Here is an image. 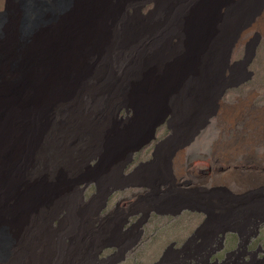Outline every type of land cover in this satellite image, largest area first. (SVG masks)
<instances>
[{
  "label": "bare ground",
  "instance_id": "1",
  "mask_svg": "<svg viewBox=\"0 0 264 264\" xmlns=\"http://www.w3.org/2000/svg\"><path fill=\"white\" fill-rule=\"evenodd\" d=\"M136 2L5 0L0 264H73L76 246L59 252L46 220L68 205L71 223H81L87 232L88 206L81 215L76 212L73 182L94 157L105 162L108 179L111 166L124 157L122 148L133 144L147 123L120 125L116 114L122 106L150 118L167 103L176 112L177 128L202 109L200 98L208 92L200 82L211 78V62L218 59L211 51L233 22L229 12H217L228 0H155L149 18L128 13ZM189 140L156 143L150 160L139 163L151 171L126 174L129 179L141 171L154 185L166 180L170 188L153 185L139 198L127 193L121 198L127 204L142 205L135 211L121 209L117 196L106 198L98 213L108 231L103 240L119 244L103 247L102 264H264V155L216 154L194 168L189 158L191 172L182 173L183 151L195 139ZM178 149L182 152L174 154ZM177 226L180 234L169 233Z\"/></svg>",
  "mask_w": 264,
  "mask_h": 264
},
{
  "label": "rangeland",
  "instance_id": "2",
  "mask_svg": "<svg viewBox=\"0 0 264 264\" xmlns=\"http://www.w3.org/2000/svg\"><path fill=\"white\" fill-rule=\"evenodd\" d=\"M4 4L5 0H0V11L4 9ZM155 9V0H137L136 4L130 6L127 11L129 14L149 18L153 16ZM226 11L233 18V22L229 31L220 39L219 46L211 51L218 59L211 62V78L200 82L201 86L206 87L208 96L200 98L203 107L195 118L183 128H177L174 124L176 112L167 103L157 115L150 118L147 115L141 117L130 106H122L116 114V121L120 125H133L139 119L141 122L145 119L147 123L140 130L136 141L122 148L125 152L124 157L111 166L108 179L104 180L102 173L105 162L101 157H94L88 161L84 170L85 174L73 182L70 197L75 203L76 212L78 211L81 215L88 206L87 232L82 230L81 223H71L73 212L68 205L62 206L47 218L46 224L55 232L59 252L70 246H76L78 256L73 264H102V259L98 257L103 247L111 244L117 248L119 242L113 239L103 240L108 231L106 224L98 217L99 210L110 194L121 200V209L131 207V210L135 211L142 207L140 203L136 204V200L133 201V204H136L135 208L121 198L127 197V193H134L135 197L139 198L141 194L144 195L151 190L149 187L154 184L143 178L144 175L139 176L141 171H151V167L145 164L139 165V163L150 160L156 143L164 140L169 143L171 139H195L189 140V145L183 151L185 164L182 162L184 167L182 173L184 170L191 172L190 166L186 164L189 158L194 162H192L194 168V165L199 163L205 166L208 161H212L211 155L216 154L220 156L248 152V154L264 155V0H228L227 5H221L217 9L219 15ZM172 42L176 43L177 39L174 38ZM166 143L159 146L161 150L158 148L159 151H155V158L161 157L168 145ZM228 143L230 145L223 147ZM180 152L182 151L178 149L174 154ZM202 161H205L204 164ZM135 169H141L140 173L128 179L126 174ZM170 169L172 170L173 167L170 166ZM198 184L195 183V185ZM154 186L163 188L162 190L170 188L166 180ZM129 187L133 188L130 192L127 190ZM145 187L149 189H144ZM131 210L129 212H132ZM122 213H120L121 216L119 215V224L125 220L127 212ZM119 224L117 230L120 232L122 227L120 228ZM4 232L5 230L1 229L2 235L5 234ZM169 233L180 234V229L177 226L170 229ZM1 241L5 243L4 238ZM155 251L156 249L152 252L153 255L156 254Z\"/></svg>",
  "mask_w": 264,
  "mask_h": 264
}]
</instances>
